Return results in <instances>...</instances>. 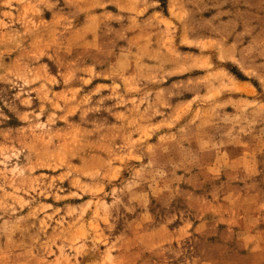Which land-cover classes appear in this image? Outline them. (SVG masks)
<instances>
[{"label":"rangeland","instance_id":"obj_1","mask_svg":"<svg viewBox=\"0 0 264 264\" xmlns=\"http://www.w3.org/2000/svg\"><path fill=\"white\" fill-rule=\"evenodd\" d=\"M0 264H264V0H0Z\"/></svg>","mask_w":264,"mask_h":264}]
</instances>
